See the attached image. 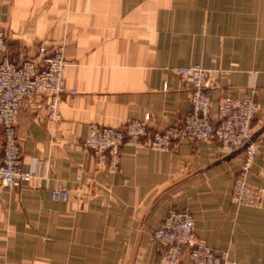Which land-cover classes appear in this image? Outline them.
<instances>
[{"label": "crops", "instance_id": "0c3cea01", "mask_svg": "<svg viewBox=\"0 0 264 264\" xmlns=\"http://www.w3.org/2000/svg\"><path fill=\"white\" fill-rule=\"evenodd\" d=\"M0 29L14 62L61 45L74 90L55 121L42 96L20 107L21 168L32 177L0 186V264H162L151 231L169 207L191 211L195 232L233 264H264V197L232 200L242 153L226 157L233 148L214 139L124 144L110 171L83 145L90 122L182 119L189 94L170 68L192 64L212 71V111L256 89L253 131L264 125V0H0ZM257 141L247 180L264 187V128ZM2 143L0 128V159ZM60 188L68 197L53 199Z\"/></svg>", "mask_w": 264, "mask_h": 264}, {"label": "built area", "instance_id": "2783aa9c", "mask_svg": "<svg viewBox=\"0 0 264 264\" xmlns=\"http://www.w3.org/2000/svg\"><path fill=\"white\" fill-rule=\"evenodd\" d=\"M6 33L0 29V125L2 128V158L0 159V186L13 188L27 183L32 175L21 168V142L17 134L20 107L37 96L44 98L43 107L50 120L60 117V105L67 89L64 70L67 60L62 46L47 48L41 44L36 58L14 62L7 55ZM187 88L191 109L175 123L151 127V115L142 119H128L119 126L90 122L83 145L97 161L110 171H116L121 161V147L169 149L182 138L191 140H217L221 147L235 149L247 143L242 151L243 160L238 170L232 200L237 204L260 206L264 187L248 182L251 164L259 151L257 138L251 139L253 121L258 112L256 89L246 97L224 95L212 111V71L198 64L172 67ZM166 88V83L163 84ZM53 199L68 197L64 188L51 191ZM160 247L162 264H233L226 252L217 251L194 230V216L187 209L169 207L159 225L151 231Z\"/></svg>", "mask_w": 264, "mask_h": 264}, {"label": "water", "instance_id": "95a60500", "mask_svg": "<svg viewBox=\"0 0 264 264\" xmlns=\"http://www.w3.org/2000/svg\"><path fill=\"white\" fill-rule=\"evenodd\" d=\"M1 128V125H0ZM264 125H262L260 128H258L256 131H253L252 135H251V139L255 140L257 138V136L261 133V131L263 130ZM2 131V128H1ZM247 143L242 144L241 146L232 149L229 153V155H227L226 157H232V156H236L237 154L241 153L245 147H246Z\"/></svg>", "mask_w": 264, "mask_h": 264}, {"label": "rangeland", "instance_id": "374dc122", "mask_svg": "<svg viewBox=\"0 0 264 264\" xmlns=\"http://www.w3.org/2000/svg\"><path fill=\"white\" fill-rule=\"evenodd\" d=\"M3 30V29H2ZM5 32V31H4ZM41 45V44H40ZM58 46H61V45H58ZM39 47V46H38ZM55 47H57V46H55ZM63 49V48H62ZM64 54V53H63ZM204 68H206V67H204ZM206 69H209V68H206ZM242 153V152H241Z\"/></svg>", "mask_w": 264, "mask_h": 264}]
</instances>
